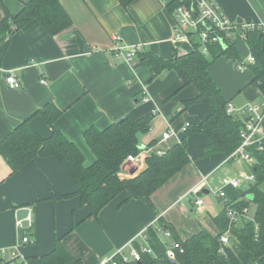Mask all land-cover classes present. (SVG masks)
<instances>
[{
	"label": "crops",
	"instance_id": "0c3cea01",
	"mask_svg": "<svg viewBox=\"0 0 264 264\" xmlns=\"http://www.w3.org/2000/svg\"><path fill=\"white\" fill-rule=\"evenodd\" d=\"M27 1L0 2V21L5 8L14 15ZM171 1L134 0L124 8L116 0H61L71 25L59 34L50 36L35 20L11 33L0 30V141L24 120L40 137L48 138L52 127L37 111L52 102L60 110L54 127L80 148L86 166L94 163L95 157L86 143L85 130L105 128L127 115L137 119L150 113L153 117L150 130L139 134L142 151L133 160L127 158L123 175L143 169L144 158L151 152L161 155L179 143L186 130L183 125L197 122L209 112L202 102L186 105L185 101L196 98L198 92L194 85H185L175 69L154 77L150 61L144 58L150 53L165 61L177 57L171 42L175 23L167 8ZM218 2L232 20L264 22V0ZM113 34L124 44H140L145 56L135 57L132 63L116 58L111 49ZM261 35L264 43V31ZM235 47L238 63L246 62L251 53L243 37ZM236 64L227 56L219 57L211 63L210 73L221 95L236 108L232 114L240 118L239 108L257 105L264 97L240 106L238 100L232 102L245 88L255 87L250 84L248 66L240 70ZM8 71L20 81L16 89L9 88L5 80ZM168 128L177 133L163 139ZM186 143L190 161L148 199L122 203L128 196L125 192L95 218L72 195L74 184L53 157L37 156L12 171L0 154V248H12L25 234L30 241L18 248L22 264H45L44 256L61 239L72 257L66 264H97L119 248L141 245L140 233L156 225L159 218L173 227L171 233L158 227L166 247L174 237L186 241L201 228L216 235L215 218L223 204L210 193L220 188L224 178L252 172L250 164L218 152L205 156L208 142L202 133L188 135ZM247 184L227 187L228 199L238 196ZM20 207L29 208L28 218L32 215L33 220L17 228Z\"/></svg>",
	"mask_w": 264,
	"mask_h": 264
},
{
	"label": "trees",
	"instance_id": "16d2710c",
	"mask_svg": "<svg viewBox=\"0 0 264 264\" xmlns=\"http://www.w3.org/2000/svg\"><path fill=\"white\" fill-rule=\"evenodd\" d=\"M116 1L124 8L134 2ZM181 1L191 3V0H172L167 8L173 11ZM4 13L0 30L7 33L20 29L33 20L50 36L59 34L71 25V18L61 0H28L17 14L8 13L6 8ZM238 34H235L236 39L232 43L225 40V48L219 43L210 45V54L207 56L195 49L187 55L165 61L153 53L146 56L143 52L138 53V56H145L150 61L154 77L166 69H175L182 82L194 85L198 92L196 98L185 101L186 105L202 102L209 112L197 122L189 123L180 142L168 151L161 155L153 151L145 156V166L138 172L122 174L127 158H135L142 151L139 134L150 130L153 117L150 113L137 119L127 115L120 123L113 122L102 129L94 126L86 129L84 137L95 157L94 163L86 166L80 148L54 127L60 110L50 102L37 111L52 127L48 138L40 137L30 129L28 120H24L0 141V154L12 171L19 170L37 156L53 157L74 184L75 192L72 195L77 196L80 203L89 208L90 215L94 218L111 200L125 192L128 196L122 203L131 199H148L157 188L181 171L190 161L186 143L188 135L202 133L206 136L208 144L203 151L205 156L218 152L229 159V154L241 142L239 132L242 121L226 111L229 100L221 95L210 73V66L215 59L223 56L238 63L239 54L235 47L240 40ZM243 39L253 57V62L248 64L252 73L250 84L258 86L264 97V43L261 32L257 29L247 30ZM248 149L254 158L249 170L254 173L255 179L248 182L245 190H239L238 196L230 199L228 205L240 211L254 203L256 210L254 218L242 216L231 225L226 244L220 242V235L229 226V217L223 207L215 218L219 233L213 235L201 228L186 241L174 237L183 252L177 249L175 259L170 260L166 255V244L159 237L158 227L165 228L170 233L173 227L159 218L156 225L145 230L147 243L153 254L142 253L140 262L124 263L118 258L116 264H257V260L264 255V149L258 151L255 146ZM71 260L72 257L65 250L61 239H57L51 253L44 256L45 264H66ZM258 264H264V257Z\"/></svg>",
	"mask_w": 264,
	"mask_h": 264
},
{
	"label": "built area",
	"instance_id": "2783aa9c",
	"mask_svg": "<svg viewBox=\"0 0 264 264\" xmlns=\"http://www.w3.org/2000/svg\"><path fill=\"white\" fill-rule=\"evenodd\" d=\"M174 26L173 35L171 36V42L174 44V51L177 56L187 55L190 51L195 49L199 50L204 55H209V47L215 43H223L225 40L234 42L236 39L235 34L242 38L244 32L247 30H259L264 31V22H243L232 20L226 13L225 9L220 5L218 0H191L190 4L180 2L172 11ZM112 52L116 58L124 59L127 62H133L138 53L141 52L142 46L140 44L129 45L122 43V39L118 34L112 35ZM180 43H184L186 46H180ZM253 62V57L250 55L246 62L237 63L238 69H246L247 63ZM5 80L9 88L16 89L20 86V81L11 72H7ZM45 83V81L42 80ZM148 100L147 97L143 98ZM236 108L229 102L226 107V111L230 114L235 112ZM240 119L242 121V127L239 132L240 143L229 154V158L240 159L246 161L251 166L253 165L254 158L250 155L249 147L255 146L256 150L264 149V99L262 102L255 104H246L239 108ZM189 123H185L183 128ZM177 132L174 128H168L163 134V139H167L171 135H175ZM131 160L132 157H129ZM205 178H203L204 180ZM255 179L254 173L244 171L236 177L224 178L221 185L213 194L217 196L226 208V215L229 217V226L225 233L220 235L221 244L228 242V233L231 225L237 222L240 217L246 216L248 207L242 208L240 211L228 205L230 199L227 197L226 188L234 187L240 188L242 184L253 182ZM197 204L201 203V200L196 201ZM16 227L21 228V219L16 220ZM165 234L170 235L166 232ZM143 238V242L138 247L130 245L127 250L123 248L117 249L112 255L102 257L98 260L97 264H116L119 258L122 262L128 261L140 262L142 253H152V249L147 243L145 230L140 233ZM30 239L27 235H22L21 240L18 241L12 248H0V264H22V256L18 253V248L21 243L29 242ZM166 255L172 260L175 259L177 249L183 252L178 242L171 240L166 247ZM223 251V248H221Z\"/></svg>",
	"mask_w": 264,
	"mask_h": 264
},
{
	"label": "rangeland",
	"instance_id": "374dc122",
	"mask_svg": "<svg viewBox=\"0 0 264 264\" xmlns=\"http://www.w3.org/2000/svg\"><path fill=\"white\" fill-rule=\"evenodd\" d=\"M234 69H235V67H234ZM235 96H238V97H236L234 99V101L232 100V102L234 104H236L237 100H238V106L242 105L243 103L245 104L247 102L257 103V101H260V99L262 97V95L260 94V90H259L258 86L257 87L256 86L255 87L249 86V87L245 88L244 90H242V92L236 94ZM127 167H129V166L127 165ZM243 187H244V189L246 188L245 185H243ZM214 189L215 190H212L210 193L213 197H214L213 192H215L218 189V187H215ZM200 196L204 198V196H206V194H201ZM255 210H256V205L254 203H251L248 206V212L246 215L247 218H254Z\"/></svg>",
	"mask_w": 264,
	"mask_h": 264
},
{
	"label": "water",
	"instance_id": "95a60500",
	"mask_svg": "<svg viewBox=\"0 0 264 264\" xmlns=\"http://www.w3.org/2000/svg\"><path fill=\"white\" fill-rule=\"evenodd\" d=\"M221 45L223 46V48H225V46H226V44L224 45L223 43H221ZM120 122L121 121H119V123ZM131 173H133V172L131 171ZM205 192H207V190ZM28 215H29V208H27V207H20L16 211V219L17 220L21 219V223L23 226L28 225L29 221L33 220V216L30 215L28 218ZM263 257H264V255L257 260V264L260 262V260H262Z\"/></svg>",
	"mask_w": 264,
	"mask_h": 264
}]
</instances>
